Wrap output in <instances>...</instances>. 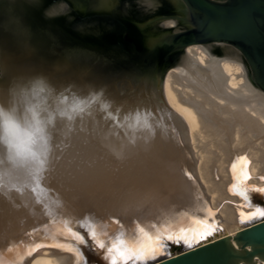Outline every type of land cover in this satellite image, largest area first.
<instances>
[{
  "label": "bare ground",
  "instance_id": "bare-ground-1",
  "mask_svg": "<svg viewBox=\"0 0 264 264\" xmlns=\"http://www.w3.org/2000/svg\"><path fill=\"white\" fill-rule=\"evenodd\" d=\"M236 56L188 44L157 86L110 102L0 90V109L39 107L50 134L36 149L38 158L47 147L39 187L35 165L16 170L0 155V264H108L89 258V224L107 247L135 241L138 226L203 231L196 220H217L207 239L240 227L257 210L246 213L249 193L264 199V94Z\"/></svg>",
  "mask_w": 264,
  "mask_h": 264
},
{
  "label": "water",
  "instance_id": "water-1",
  "mask_svg": "<svg viewBox=\"0 0 264 264\" xmlns=\"http://www.w3.org/2000/svg\"><path fill=\"white\" fill-rule=\"evenodd\" d=\"M99 1L0 0V90L41 101L66 91L68 100L116 101L149 81L157 86L182 49L199 43L234 50L264 94V0ZM249 195L246 213L264 210L260 193ZM240 224L192 249L170 242L171 255L146 264L264 262V217ZM89 248L90 260L105 256Z\"/></svg>",
  "mask_w": 264,
  "mask_h": 264
},
{
  "label": "snow or ice",
  "instance_id": "snow-or-ice-1",
  "mask_svg": "<svg viewBox=\"0 0 264 264\" xmlns=\"http://www.w3.org/2000/svg\"><path fill=\"white\" fill-rule=\"evenodd\" d=\"M136 119H140L137 117ZM144 127H148L146 118H144ZM46 154L47 147H45L42 155L36 158L35 167L31 174V180L39 187V181L42 179V174L46 166ZM243 159V158H242ZM239 179V177H238ZM234 187H239L234 185ZM264 191V190H261ZM244 195V193H240ZM258 217H264V210L259 212H253L249 214L246 219H242L241 223H251ZM196 224L204 226L205 230L200 231L195 227L181 228L179 231L157 230L154 234L138 226L137 238L130 244H125L124 241L117 240L112 243L110 247H106L103 242L100 241V234L97 227L94 224H89L87 227L90 229V238L93 239L100 249L105 250L104 258L108 261V264H146L148 260L155 259L158 254H169L168 242L181 243L188 249L194 248L201 241L207 240L217 231L214 224H208L205 220H196ZM210 229V230H208ZM73 239L77 241V244L84 243L83 238L69 229Z\"/></svg>",
  "mask_w": 264,
  "mask_h": 264
},
{
  "label": "clouds",
  "instance_id": "clouds-1",
  "mask_svg": "<svg viewBox=\"0 0 264 264\" xmlns=\"http://www.w3.org/2000/svg\"><path fill=\"white\" fill-rule=\"evenodd\" d=\"M50 139L46 114L36 106L21 111L0 109V155L16 170L25 171L36 163L39 145Z\"/></svg>",
  "mask_w": 264,
  "mask_h": 264
},
{
  "label": "rangeland",
  "instance_id": "rangeland-1",
  "mask_svg": "<svg viewBox=\"0 0 264 264\" xmlns=\"http://www.w3.org/2000/svg\"><path fill=\"white\" fill-rule=\"evenodd\" d=\"M214 55H217V54H214ZM218 56V55H217ZM216 56V57H217ZM219 58H220V56H218ZM224 59V58H223ZM170 71V70H169ZM146 88H147V86L145 85V86H143V87H141L139 90H137V92L135 91V92H131V93H129L128 95L129 96H133V95H140L141 93H142V91H145L146 90ZM128 95H126V96H128Z\"/></svg>",
  "mask_w": 264,
  "mask_h": 264
},
{
  "label": "flooded vegetation",
  "instance_id": "flooded-vegetation-1",
  "mask_svg": "<svg viewBox=\"0 0 264 264\" xmlns=\"http://www.w3.org/2000/svg\"><path fill=\"white\" fill-rule=\"evenodd\" d=\"M223 55H224V53H220V52H219V54H218V56H223ZM236 58L242 63L240 57L236 56Z\"/></svg>",
  "mask_w": 264,
  "mask_h": 264
}]
</instances>
